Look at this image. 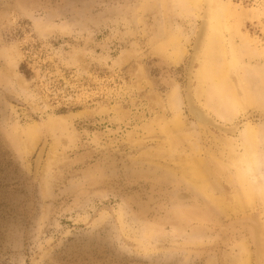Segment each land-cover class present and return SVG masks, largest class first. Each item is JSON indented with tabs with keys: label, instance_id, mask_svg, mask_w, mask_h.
Masks as SVG:
<instances>
[{
	"label": "rangeland",
	"instance_id": "rangeland-1",
	"mask_svg": "<svg viewBox=\"0 0 264 264\" xmlns=\"http://www.w3.org/2000/svg\"><path fill=\"white\" fill-rule=\"evenodd\" d=\"M185 1L0 0V264H236L240 242L264 263V206L233 213L209 160L210 198L190 182L215 147L181 101L200 25ZM223 1L230 79L240 96L236 71L255 72L259 101L231 124L260 123L264 0Z\"/></svg>",
	"mask_w": 264,
	"mask_h": 264
},
{
	"label": "bare ground",
	"instance_id": "bare-ground-1",
	"mask_svg": "<svg viewBox=\"0 0 264 264\" xmlns=\"http://www.w3.org/2000/svg\"><path fill=\"white\" fill-rule=\"evenodd\" d=\"M183 5L186 6L187 12L191 14H193L194 11H197L198 20H200L199 22L200 25L199 26L197 25L198 27H196L193 33L194 39H192L191 41L193 43L192 53L190 54L188 63L187 64L185 63V70H184L185 76L183 75L184 82L181 85L182 93L180 94L181 101L186 102L185 105L187 108L188 116L194 120V123L191 122L193 123L191 124L193 126V129H195L199 133V135H202V136L205 135L207 137L210 136L209 138H210L211 144H213L215 147V150H213L214 152L208 153L209 157L207 159V163L206 162L203 163L202 158H201L202 160H200V159L191 157L192 159L189 162V167L187 168H189L190 170V176L192 178V181L190 182L193 183L195 190L196 191L199 190L200 192L205 194L207 198H210L209 191L211 189V184L206 181L209 176H212V173L214 174V170H210L209 168L211 167H209V165L212 164L214 166V169L221 172L219 167L222 168V163H220V161H223L222 153H223L224 145L230 140L237 141L239 139L240 127L248 124L246 122L245 123L238 122L239 124L232 125L231 123L233 119L235 118L237 114L245 112L249 108H252L255 105L256 101L258 100L256 97H254L256 100L253 99V96H252L253 95L252 92H256L255 91L256 89L252 88V86L255 84L251 81V78H253L252 76L255 75V72L252 75V72L247 70L248 68H246L247 71L245 70L243 71L241 68L244 66H242L240 69L236 71L238 72L240 70L236 74L238 84H240L241 86V95L239 96V94L236 92L234 88L235 87L234 83H232V80L230 79L231 71H229L227 61L225 58V50H224V43H223L224 37H223L222 29H221L222 28L221 27L222 17L226 10L225 2L223 0H186L185 2L182 3L181 6ZM173 46L176 47L177 50H179V47L177 46V39H175ZM226 57H229V56H226ZM196 65H197V68H196ZM256 78H260L262 88L264 91V71L260 72L259 76ZM251 88L254 91H252ZM258 92L260 93V90L259 91L257 90V93ZM254 94L256 95V93ZM261 94H263L264 96V93L261 92ZM257 96H259V94ZM211 116L215 118L216 121L219 122V124L214 123V121L212 122ZM174 122L175 124H177V126L173 127L175 129L174 131H177V129L180 131L181 127H184L182 121L178 120V118ZM216 124L219 126H217ZM226 125L228 126L225 127ZM223 126L225 127L224 129H223ZM214 130H218L219 132L217 131V133L219 135H217V133ZM189 134L187 135L186 138L190 137ZM208 160L210 162L209 165H208ZM228 179L231 180L230 182L232 184H235L230 176H228ZM161 181H164V180H161ZM185 193L186 195L182 194V196H178L176 193L174 195V198H176L178 201L175 203L179 204L181 207L184 206V203L186 202L185 200L190 199L192 201H195V198H196V197L193 198V196L191 195L192 192L189 194L186 191V189H185ZM236 193L237 194L233 198L234 203L233 204L231 203L232 204L231 210L235 214L237 212L245 213L246 211L253 209L255 206L261 205V202L259 201V199L251 198L247 196L246 194L241 192L239 188H238V192ZM202 204H205V202L202 201ZM179 205H177L178 206L177 208H180ZM262 205L264 206V204ZM183 208L179 209L180 210L179 213L184 211L185 215L187 216L188 214H191V215L193 214V212L191 211L189 212L188 210L185 211ZM194 210L196 211V213L199 212L200 214H202V212L199 209L198 210L194 209ZM246 218L251 220V222H248L251 225H254L253 222L254 223L256 222L252 220L251 217L247 216ZM261 218H262L261 220L259 219L260 223H256V224H260V225L262 224L264 227V208H263V213H262ZM251 225H248V229ZM149 229L150 230H147L144 234H142L144 235V239H148V238L155 239L156 230H154V228H149ZM248 231H249V234L251 233L252 239H253V235L254 236L257 235V231L255 232L254 227H253V232L250 230ZM255 244H256V241H255ZM238 245L239 246H237V244L235 245L240 249L239 251L240 253H238L236 257V264H252L253 258H254L255 264H264V263H259L260 251L258 250L257 246L254 249V251H249L247 244L240 242L238 243Z\"/></svg>",
	"mask_w": 264,
	"mask_h": 264
},
{
	"label": "clouds",
	"instance_id": "clouds-1",
	"mask_svg": "<svg viewBox=\"0 0 264 264\" xmlns=\"http://www.w3.org/2000/svg\"><path fill=\"white\" fill-rule=\"evenodd\" d=\"M260 106L264 109V96L261 97ZM14 130L18 137L27 131L18 124ZM41 130L40 127L35 128L36 132ZM222 154L223 171L241 192L264 204V121L244 125L239 132V139L228 141Z\"/></svg>",
	"mask_w": 264,
	"mask_h": 264
}]
</instances>
